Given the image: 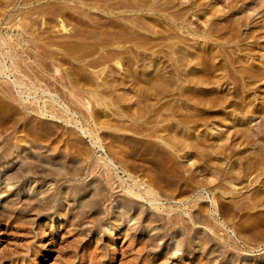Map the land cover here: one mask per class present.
Wrapping results in <instances>:
<instances>
[{
	"label": "rangeland",
	"instance_id": "1",
	"mask_svg": "<svg viewBox=\"0 0 264 264\" xmlns=\"http://www.w3.org/2000/svg\"><path fill=\"white\" fill-rule=\"evenodd\" d=\"M256 1L0 0V264H264Z\"/></svg>",
	"mask_w": 264,
	"mask_h": 264
},
{
	"label": "bare ground",
	"instance_id": "2",
	"mask_svg": "<svg viewBox=\"0 0 264 264\" xmlns=\"http://www.w3.org/2000/svg\"><path fill=\"white\" fill-rule=\"evenodd\" d=\"M257 1H258V5H259L260 8H261L262 6H264V0H257ZM257 1H256V2H257ZM259 7H258V8H259ZM260 8H259V9H260ZM15 161H16V160H15ZM114 246H115V245H114ZM115 247H116V246H115ZM115 247H113L114 250H115ZM116 252H117V251H116ZM117 254H118V253H117Z\"/></svg>",
	"mask_w": 264,
	"mask_h": 264
}]
</instances>
